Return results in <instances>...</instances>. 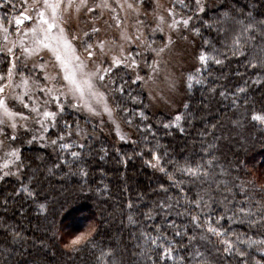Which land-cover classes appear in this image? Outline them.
Instances as JSON below:
<instances>
[{
  "label": "snow or ice",
  "instance_id": "snow-or-ice-1",
  "mask_svg": "<svg viewBox=\"0 0 264 264\" xmlns=\"http://www.w3.org/2000/svg\"><path fill=\"white\" fill-rule=\"evenodd\" d=\"M169 3L165 7L161 0H19V4L0 0V10H11L0 15V180L19 176L26 167L17 142L29 135L26 143L53 148L59 160L56 167L68 166L76 175L72 166L91 154L105 116L120 140L131 139L121 128L123 120L142 137L132 143L148 145L149 135L155 138V133L147 123L149 104L143 103L141 95L147 92L150 102L167 103L163 90L174 92L181 83L172 70L174 34L187 40L183 34L190 32L201 40L199 67L185 74L187 90L210 82L213 66H223L233 57L256 73L252 84H264V19H255L251 12L246 18H236L225 11L210 23L201 17L207 14L206 0ZM205 30H214L216 35L205 36ZM247 92L245 81L231 93L234 110ZM220 96L228 99L229 93L220 91ZM129 102L141 106L139 111ZM183 107L190 106L185 103ZM244 107L247 113L246 99ZM94 119L100 123L94 124ZM183 119L178 114L163 123V128L177 127L183 132ZM251 120L264 125V115L253 112ZM161 147L157 141L148 149L152 154L148 163L167 176L169 185L156 190L164 198L142 213L147 221L159 216L161 223L152 230L141 224L139 234L132 233L133 248L140 249L132 252L133 264H212L197 241L211 244L213 237L214 255L234 258L236 264H264V185L239 176L231 182L225 179L230 173L213 154L214 144H208L198 159L186 157L183 163L166 159L167 151L159 154ZM99 151L108 154L105 147ZM169 166L172 172L167 170ZM80 174L87 175L83 167ZM173 189L174 194L169 195ZM20 191L29 198L33 195L26 185ZM127 208L131 213L133 204L129 202ZM39 209L44 211L45 205L39 204ZM172 216L181 223L170 219ZM128 223L137 225L138 221L130 214ZM234 225L246 226V230L236 231ZM96 231L82 244L79 237L71 243L80 250L94 248ZM97 259L99 264H118L111 250L102 251Z\"/></svg>",
  "mask_w": 264,
  "mask_h": 264
},
{
  "label": "trees",
  "instance_id": "trees-1",
  "mask_svg": "<svg viewBox=\"0 0 264 264\" xmlns=\"http://www.w3.org/2000/svg\"><path fill=\"white\" fill-rule=\"evenodd\" d=\"M206 4L207 14L201 17L210 23H215L225 11L236 18H246L251 12L255 19H264V0H206ZM194 23L199 26V21ZM204 34L216 35L214 30H205ZM192 40L194 49L199 50L201 40L194 36ZM243 65V60L233 57L223 66H213L212 75L208 77L210 82L203 87L197 85L191 91L183 90L184 104L190 106L185 109L183 104L177 113L184 116L180 122L183 132L177 127L164 129L163 123L173 118L165 112H154L150 107L146 109L147 123H151L155 138L149 135L148 145L133 144L132 140L142 141V137L135 127L130 129L123 120L124 132L131 137L123 141L104 123L96 132L99 139L91 154L72 166L71 171L76 175L70 173L68 166L56 167L59 160L53 148L42 147L40 143L28 144V136H23L18 145L26 167L21 168L20 176L6 177L0 184V264H99L97 258L108 250L115 254L118 264H133L136 258L132 252L140 249L133 248L132 233L138 235L141 224L152 230L161 223L159 216L155 221H147L142 213L164 198L165 194L156 190L161 185H169L167 176L148 163L152 161L148 149L154 148L157 141L162 146L159 154L167 151L166 159L181 163L186 157L198 159L208 144H214L213 154L230 173L225 179L231 182L239 176L241 180L255 181L257 186L264 185V125L251 120L253 112L264 115V84H252L256 73ZM201 74L208 76L204 71ZM245 81H248L247 95L238 101L239 109L234 110L231 93ZM212 87H216L215 93L209 91ZM225 90L229 93L228 99L220 96V91ZM141 99L149 104L145 92ZM129 106L137 111L141 107L131 102ZM235 120L240 123L233 124ZM136 123H140L138 117ZM213 124L217 125L215 129ZM202 132L205 135L201 136ZM101 147L107 149L106 156L99 151ZM138 152L142 154L136 155ZM81 167L86 176L80 174ZM167 170L173 171L171 166ZM177 179L181 177L177 175ZM24 185L33 191L32 197H27L26 192H17ZM174 192L170 190L169 195ZM129 202L133 204L131 213L127 208ZM41 203L45 205L44 211L39 209ZM130 214L138 221L137 225L128 223ZM170 219L181 223L175 216ZM87 222L96 225L95 247L87 246L77 252L65 249L63 241ZM233 228L240 232L246 230V226L240 225ZM211 240V244L199 240L197 243L201 251L208 253L212 264H236L234 258L214 255L216 239ZM220 252H223L222 247Z\"/></svg>",
  "mask_w": 264,
  "mask_h": 264
},
{
  "label": "rangeland",
  "instance_id": "rangeland-1",
  "mask_svg": "<svg viewBox=\"0 0 264 264\" xmlns=\"http://www.w3.org/2000/svg\"><path fill=\"white\" fill-rule=\"evenodd\" d=\"M16 2L17 4H19V0H16ZM161 3L165 7L170 6L169 0H161ZM10 11H11L10 9L0 10V15H4L5 12H10ZM5 24L7 25V21H5ZM12 27H13V32H14L15 30L14 22H13ZM183 35L188 36V39L184 40L181 38L180 35L174 34V39L177 41V43H176V46L172 54V58H173L172 70L175 73L176 78L179 81H181V83L178 84L176 91L169 92L167 90H163V95L165 96L167 103L164 100H159V99L150 102L148 99L147 92H145L147 99H148L150 109L154 112H165L169 114L171 118H173L172 120H174V117L177 115V113L181 111L182 105L184 104L183 90L187 88L186 84L184 83L185 74L194 72L195 69L199 67V63L197 60V55H198L199 50L194 49V42L192 40L191 33L185 32ZM157 36L159 37V34H157ZM4 71H6V66L4 68ZM103 119L105 121V124H108L114 130L116 134L115 127L107 122V117L105 116ZM97 120L99 119H94L93 121H97ZM121 128L124 131L122 124H121ZM89 129L91 131V126L89 127ZM116 137L119 139L117 135ZM28 139H31L30 135L28 136ZM18 143L19 141L17 142V145ZM2 162L3 161H0V163ZM11 170L14 172L16 171L15 167H12ZM20 173H21V169H20ZM20 173H19V176H20ZM0 175H2V172H0ZM8 177H16V176H8ZM4 179L0 180V184Z\"/></svg>",
  "mask_w": 264,
  "mask_h": 264
},
{
  "label": "clouds",
  "instance_id": "clouds-1",
  "mask_svg": "<svg viewBox=\"0 0 264 264\" xmlns=\"http://www.w3.org/2000/svg\"><path fill=\"white\" fill-rule=\"evenodd\" d=\"M95 229H96V225L93 222H87L80 231L66 238L63 241V246L67 245V249L72 252L79 251L80 250L79 247L73 246L71 242L77 237H79V243L82 244L86 240V238L93 233Z\"/></svg>",
  "mask_w": 264,
  "mask_h": 264
}]
</instances>
